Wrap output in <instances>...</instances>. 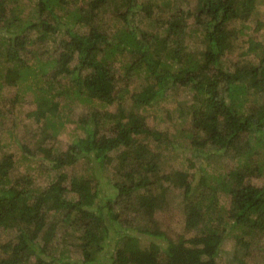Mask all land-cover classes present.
I'll return each instance as SVG.
<instances>
[{
	"label": "trees",
	"instance_id": "16d2710c",
	"mask_svg": "<svg viewBox=\"0 0 264 264\" xmlns=\"http://www.w3.org/2000/svg\"><path fill=\"white\" fill-rule=\"evenodd\" d=\"M4 1L16 0H0V29L8 32L0 47H8L6 58L14 63L4 81L27 84L36 104L28 115L44 126L62 123L55 96L88 104L75 120L81 134L64 150L46 152L51 170L84 160L90 172L68 177L62 171L34 188L31 174L12 176L11 154L0 155V238L6 230L13 235L0 241V264L31 258L33 264H221L220 245L235 229L243 252L226 264H247L254 235L264 230V183L249 180L264 176V42L241 39L258 0H195L193 7L189 0H165L168 18L156 31L155 0H92L87 31L79 30V7L65 10L61 0H35L24 18L20 11L6 12ZM101 15L108 30L94 23ZM262 25L257 21L254 30ZM193 32L199 33V50L187 47ZM58 33L65 39L56 56L25 61L22 53L33 51L29 44ZM239 40L238 53H255L257 60L224 63ZM141 74L152 85L125 98L120 81ZM176 87L192 92L191 147L226 159L225 172L202 169L195 176L165 169L161 152L172 141L166 131L150 128L139 109ZM247 96L254 97L250 105ZM173 189H179L189 237L154 217L169 206ZM220 194L229 197L227 218ZM130 214L144 219L126 222ZM70 239L79 258L66 247Z\"/></svg>",
	"mask_w": 264,
	"mask_h": 264
},
{
	"label": "rangeland",
	"instance_id": "374dc122",
	"mask_svg": "<svg viewBox=\"0 0 264 264\" xmlns=\"http://www.w3.org/2000/svg\"><path fill=\"white\" fill-rule=\"evenodd\" d=\"M35 0H16L14 1H4L2 2L3 6L7 9L6 12H21L20 16L23 18L28 13L29 9L34 4ZM61 0L65 10L74 9L75 6L79 7V12L81 17L78 22H81L82 27L80 31H87L91 25V21L88 20L87 14L95 13V11H88V5L92 0ZM157 1L153 8L155 12L156 23L154 24L153 29L159 30L162 29L163 25L165 26L167 20L168 6L167 3H164L165 0H155ZM190 7L194 6L195 0H189ZM17 5L20 9L13 7ZM91 9V8H90ZM108 9V8H106ZM59 10L58 12H64ZM103 14V12L101 13ZM107 14V13H106ZM90 18V17H89ZM68 25L75 24L76 27L78 24L70 23L69 20H64ZM262 22L263 25L259 29L254 30L256 22ZM89 22V23H88ZM85 23V24H84ZM94 23L100 28L108 30V23L106 19L103 18V15L100 16V19L95 18ZM247 24L250 26L246 29L245 34L241 39L246 40L248 37L256 41L264 42V1L258 0L255 6V12L252 14L250 19L247 21ZM8 32L6 29H0V37L6 35ZM199 33L193 32L189 34L190 43L187 44V47L190 50H195L202 48V45L198 37ZM36 32L34 30L30 31V37L35 38ZM65 39V35L58 33L44 39L42 42L36 44H29V50H33L27 53H22L29 64H34L39 60H45V58H53L61 51L62 40ZM240 39V40H241ZM240 40L237 42V46L232 53L226 54L224 58V63L231 62H240L245 63L246 61H256L257 58L255 53H246L239 54L242 49L240 46ZM2 48V50H1ZM8 51L7 46L0 47V155L11 154L13 157V174L12 176L16 178V174L29 173L32 175L33 184L32 187L40 188L54 178L56 174L60 172H65L68 177L74 175H85L90 172L88 169V163L84 160H79L76 164L67 166L59 170L49 169L47 155V148L52 147L56 151L64 150L67 145L72 141L76 134H81L80 128L76 125L75 120L77 117L84 113L88 104L76 102L73 104H67L64 99H61L59 96H55L52 100L59 103L58 107L62 112L63 116L60 119V122L55 124L47 123V126H44L43 121L37 122L28 115L32 109L35 108L34 93L29 88L24 81H19L16 83L7 84L4 81V74L8 70L13 68L14 63L6 58V53ZM38 58H40L38 60ZM68 82V79H66ZM151 78H147L144 74L139 76H134L130 79H122L119 83V89L123 90L125 98L133 92H138L141 89L151 86ZM248 97V96H247ZM252 96L248 97L246 103L248 105L253 103ZM192 102V92L189 90H183L181 87H176L171 90L165 98L161 99L157 104H153L151 107H145L139 109V112L144 115L146 124L153 129L166 131L169 135L170 140L172 141L171 149H162L165 169L171 171L174 168H181L186 170L189 174L197 175L203 172H207L209 175H215L218 172H225L229 163L226 159L220 158L218 156L209 155L211 152L210 149H206L203 152L194 151L190 145L189 131L190 128V105ZM127 104H129V99H127ZM115 105L107 106L109 110H114ZM58 109V111H59ZM58 121L57 119H55ZM47 135L45 136V134ZM54 135V136H53ZM52 154V153H50ZM113 165H108L106 172L109 175H112ZM252 182L262 185L264 183V176L257 177L253 176L249 178ZM66 182V181H65ZM179 189H173L172 196L169 197V206L164 209H160L155 213V218L159 222L167 225L169 229H172L176 234H182L185 237H189L193 234V231L186 230L184 226V213L180 203ZM67 196H73V193L68 192ZM219 203H222L224 206L223 215L225 218V210L229 207V197L220 194ZM141 223V220L144 219L140 215L130 214L124 220H137ZM52 219H55L51 215ZM239 235V230H231V234L228 237H225L222 241L217 256V261L221 264H226L232 260L233 256H241L243 251H239L236 248L235 236ZM13 235L10 230L3 231L0 241L4 242L8 239H12ZM256 242L254 246L251 247L248 257H246L247 264H264V230L262 232H256L254 235ZM248 239V242H252V239ZM70 249V255L72 258H79V252L77 246L74 243L73 239L66 241ZM252 244V243H251ZM2 255L0 251V256ZM34 258H31L26 264H33Z\"/></svg>",
	"mask_w": 264,
	"mask_h": 264
}]
</instances>
